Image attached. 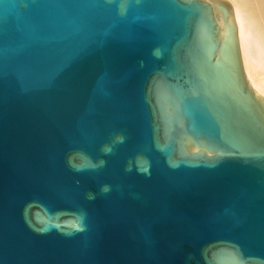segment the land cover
Listing matches in <instances>:
<instances>
[{"label": "water", "instance_id": "1", "mask_svg": "<svg viewBox=\"0 0 264 264\" xmlns=\"http://www.w3.org/2000/svg\"><path fill=\"white\" fill-rule=\"evenodd\" d=\"M211 1L0 0V264H264V97Z\"/></svg>", "mask_w": 264, "mask_h": 264}, {"label": "bare ground", "instance_id": "2", "mask_svg": "<svg viewBox=\"0 0 264 264\" xmlns=\"http://www.w3.org/2000/svg\"><path fill=\"white\" fill-rule=\"evenodd\" d=\"M212 5L211 0H206ZM233 10L240 55L252 91L264 97V0H222ZM214 14H218L213 10ZM192 150L197 147L192 145Z\"/></svg>", "mask_w": 264, "mask_h": 264}]
</instances>
